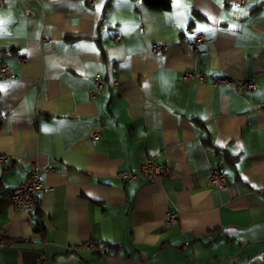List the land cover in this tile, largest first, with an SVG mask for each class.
Masks as SVG:
<instances>
[{
  "label": "crops",
  "instance_id": "obj_1",
  "mask_svg": "<svg viewBox=\"0 0 264 264\" xmlns=\"http://www.w3.org/2000/svg\"><path fill=\"white\" fill-rule=\"evenodd\" d=\"M3 2L0 64L15 76L0 79V226L13 242L0 264H264V0ZM192 69L256 85L184 83ZM95 74L106 88L90 99ZM149 157L160 181L119 177ZM50 161L37 213L18 210L5 193ZM215 165L223 190L207 184Z\"/></svg>",
  "mask_w": 264,
  "mask_h": 264
},
{
  "label": "built area",
  "instance_id": "obj_2",
  "mask_svg": "<svg viewBox=\"0 0 264 264\" xmlns=\"http://www.w3.org/2000/svg\"><path fill=\"white\" fill-rule=\"evenodd\" d=\"M4 0H0V5L4 4ZM88 5H93L94 0H86ZM225 4H230L236 7H242L247 3V0H223ZM119 40V37L116 38ZM204 43H206V37L202 32H194L189 46L194 49L197 53H204ZM167 43L165 42H154L151 44L150 50L157 54H163L167 51ZM21 61H24L21 58ZM15 73L11 68L5 64H0V79H6L14 77ZM184 83H189L193 81L205 82L209 81L213 86H225L235 90L238 93H242L245 90H251L255 87V82L252 80H235L225 76H207L200 71L195 69L184 70L182 77ZM116 85V82H114ZM104 80L99 74H95L94 77V87L93 90L89 92L90 99L99 95L106 87ZM99 136V132L92 133V139H95ZM7 156H3L0 153V162L6 161ZM56 166L53 161L42 164L39 162H33L30 166L29 173L25 179L15 188L6 192V196L12 201L18 210H24L29 213H33L37 210V198L40 192L50 189L48 186H43L41 182V177L44 173L54 172ZM225 168L222 165L210 166L207 175V184L218 190H223L228 184V175L225 172ZM167 171L163 168L161 164L156 162V159L153 157L146 158L140 162L139 171L137 173H122L120 178L124 181H131L135 178H140L141 180L156 182L160 181L163 177V174ZM165 226L173 225L178 217V214L173 210H168L165 212ZM13 242L8 240L7 232L4 228L0 226V249L10 248L13 245ZM103 243L100 241H89L84 244V247L88 250L91 249H101ZM36 262L41 263L42 257L39 255L36 256Z\"/></svg>",
  "mask_w": 264,
  "mask_h": 264
},
{
  "label": "trees",
  "instance_id": "obj_3",
  "mask_svg": "<svg viewBox=\"0 0 264 264\" xmlns=\"http://www.w3.org/2000/svg\"><path fill=\"white\" fill-rule=\"evenodd\" d=\"M149 7L160 10H167L171 6V0H143ZM37 213V210L35 211ZM39 225L36 228L39 230Z\"/></svg>",
  "mask_w": 264,
  "mask_h": 264
},
{
  "label": "snow or ice",
  "instance_id": "obj_4",
  "mask_svg": "<svg viewBox=\"0 0 264 264\" xmlns=\"http://www.w3.org/2000/svg\"><path fill=\"white\" fill-rule=\"evenodd\" d=\"M7 22L8 21H0V28H2L3 25H6ZM233 27H235V26H233ZM201 30H204V31H212L211 28H208V27L203 26V25L202 26H199L196 31L199 32ZM0 90H4V86L3 85H0ZM45 131H48V129H45Z\"/></svg>",
  "mask_w": 264,
  "mask_h": 264
}]
</instances>
